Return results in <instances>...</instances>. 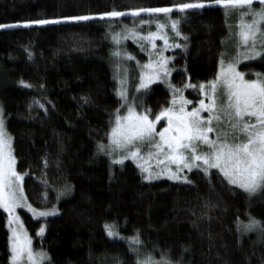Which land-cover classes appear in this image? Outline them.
<instances>
[{"label":"trees","instance_id":"obj_1","mask_svg":"<svg viewBox=\"0 0 264 264\" xmlns=\"http://www.w3.org/2000/svg\"><path fill=\"white\" fill-rule=\"evenodd\" d=\"M182 2L192 0H0V24ZM179 15L173 12V18ZM119 23L129 26L133 20L119 18L114 29ZM111 24L95 19L0 29V106L13 138L17 170L29 173L25 195L36 209L59 208L58 215L38 220L21 211L33 246L48 253L50 264H136L124 240L106 236L104 224L114 222L124 237L138 231L144 251L156 259L164 251L182 264H264V237L259 232L238 235L235 227L237 216L244 222L249 215L264 221V194L251 198L238 189L229 191L215 170L211 193L208 178L197 170L188 175L192 184L167 179L149 183L132 162L113 166L110 173L108 160L96 154V142H107L109 114L119 107L106 41ZM181 31L189 37L188 49L173 51L171 82L182 88L189 77L192 83L212 79L229 34L224 9L213 5L188 10ZM26 46L34 52L31 61ZM239 69L254 79V72L264 73V63L246 62ZM20 79L36 87L23 88ZM40 84L45 85L43 91ZM151 87L145 102L138 104L141 110L150 107L154 118L171 96L161 83ZM82 95L91 97V105L80 107ZM34 96L51 101L46 103L47 116L28 108ZM45 155L50 162L46 169ZM45 176L47 187L41 183ZM65 185L72 191L57 202L56 194ZM208 199L215 207L205 210L202 205ZM205 211L208 215L201 219ZM41 224L45 232L38 237ZM8 258L6 215L0 210V264H8Z\"/></svg>","mask_w":264,"mask_h":264},{"label":"snow or ice","instance_id":"obj_2","mask_svg":"<svg viewBox=\"0 0 264 264\" xmlns=\"http://www.w3.org/2000/svg\"><path fill=\"white\" fill-rule=\"evenodd\" d=\"M256 3L259 4L258 8ZM213 5L223 8L226 16L233 11L239 14L234 33L236 54L226 58L229 53H220L217 71L212 79L192 83L189 77L182 88L177 87L169 79L175 70L172 64L175 56L165 55V52L176 49L187 52L189 37L181 31V24L186 22L187 11L202 10ZM174 11L180 14L176 18H173ZM144 15L148 18L145 19ZM161 16L165 18L164 21L160 19ZM124 17H131L133 25L124 26L120 31H110L107 37L112 45L110 57L114 93L119 107L109 114L108 131L105 133L107 143H104L103 138L96 142V154L108 158L110 173L113 166L123 168L126 161H132L139 169L143 181L150 183L166 178L169 181L192 184L193 181L186 173L196 169L208 178L211 193L215 191L212 185V170H215L219 182L226 185L229 191L238 189L248 197L264 192V73L254 72L255 78L249 79L237 67L243 61L259 60L264 63V0H192L126 11L113 9L95 14L0 24V29L95 19L115 22ZM153 22L156 26L154 31L151 27L146 32L141 30L144 25L151 26ZM128 40L133 41L146 55V61L141 63L128 52L125 45ZM157 41H162V46ZM24 51L27 58L33 60V50L26 46ZM133 60L136 61L138 77L129 63ZM184 71L187 73V67ZM133 80L138 82L135 83V93L130 94L129 87ZM157 82L166 83L171 99L153 118L150 107L138 110L136 102L140 100L143 104L144 97L151 93V86ZM18 84L26 89L36 87L23 79ZM39 88L43 91L45 85L40 84ZM188 88L197 91L201 97L190 109L188 105H192L193 101L184 95V90ZM79 99L81 108L92 103L89 95H82ZM46 103H51L47 97L42 99L34 96L28 108L42 110L47 116L49 110ZM162 121L166 123L158 129L157 125ZM145 148L148 149L147 152ZM13 151V138L6 130L5 112L0 106V210L7 214L9 264H50L48 253L43 248L37 250L33 246V239L25 229L17 209H26L34 219H39L58 215L59 208L53 205L51 208L38 210L29 203L24 189V179L29 173L17 170ZM49 163L47 155L42 157L44 169ZM41 183L47 187L46 176ZM71 191L72 186L65 185L56 194L57 202ZM47 197L48 193L45 192V202ZM202 207L207 210L215 207V204L208 199ZM206 215L207 211L200 218ZM235 227L238 235L259 232L264 237V221L250 215L247 222L237 216ZM104 231L108 238L127 243L129 251L136 256V264H182V259L173 261L170 254L164 251L159 259L152 252H145L138 231L132 236L124 237L114 222H106ZM44 232L45 225L41 224L36 235L43 237Z\"/></svg>","mask_w":264,"mask_h":264},{"label":"rangeland","instance_id":"obj_3","mask_svg":"<svg viewBox=\"0 0 264 264\" xmlns=\"http://www.w3.org/2000/svg\"><path fill=\"white\" fill-rule=\"evenodd\" d=\"M254 2H255V0H254ZM257 8L259 7V4L258 3H256V5H255ZM225 11V10H224ZM144 18L145 19H147L148 17L147 16H145L144 15ZM160 19L162 20V21H164L165 20V18L163 17V16H161L160 17ZM227 19H228V25H229V34H228V37H227V39H226V41H225V44H224V50H223V52H227V53H229V56L228 57H226V58H230L231 56H234L235 54H236V38H235V35H234V33L236 32V25H237V22H238V19H239V14H238V12H235V11H233V12H231V13H229L228 15H227ZM248 19H250V17L248 18ZM109 22H111V21H109ZM112 24H111V30H109L108 32H107V36H106V41H107V43L109 44V46L112 48V45H111V43H110V39H108L107 37L109 36V33H110V31H120L124 26H128V25H124V24H117L116 25V27H115V29H114V25H115V22H111ZM138 23V22H137ZM133 25V24H132ZM132 25H129L128 27H131ZM149 27H151V30H155V22H153L152 23V25L151 26H149V25H144L143 27H142V31H148L149 30ZM169 30V32H170V29H168ZM171 34V33H170ZM181 43L183 42V41H180ZM157 44L158 45H160V46H162V41H157ZM125 45H126V47H127V50H128V52H130V53H132L137 59H139L140 61H141V63H143L144 61H146V59H147V57H146V55L143 53V52H141L140 51V49L137 47V45L135 44V43H133V41H131V40H128V41H125ZM177 50V49H176ZM173 51L174 50H169V51H166L165 52V55H170V56H173ZM111 58V57H110ZM246 62H249V61H243V62H241L237 67H238V70L240 71V69H239V66L241 65V64H243V63H246ZM130 63V66H131V69H132V71L135 73V75L138 77V69L136 68V61L135 60H133V61H131V62H129ZM111 64H112V61H111ZM242 72V71H241ZM170 79V78H169ZM138 82V80H133V82L131 83V85H130V87H129V92H130V94L131 93H135V83H137ZM157 83H160V82H157ZM161 84H163L166 88H168L167 87V85H166V83H161ZM169 90V89H168ZM170 91V90H169ZM186 92H190L191 94H192V96H190V95H187L186 96ZM184 95L186 96V98L187 99H189V100H191V101H193V104L192 105H188V108L190 109L191 107H193L195 104H196V102L199 100V99H201V97L199 96V94H198V92L197 91H194L193 89H191V88H188V89H185L184 90ZM131 98V97H130ZM171 99V98H170ZM138 102H139V100H137V102H136V104H137V108H138V110H141L140 108H139V104H138ZM124 111H126V109L124 110ZM203 115H207V113H203ZM164 123H166V122H164V121H162L161 123H159L158 125H157V128L159 129L160 127H162L163 125H164ZM107 143V142H106ZM147 150L148 149H146L145 148V152H147ZM101 156H103V157H105L107 160H108V158L106 157V156H104V155H101ZM108 162H109V160H108ZM130 162H132V161H130ZM133 163V162H132ZM134 164V163H133ZM135 165V164H134ZM116 166H119V165H116ZM136 167V166H135ZM194 170H196V169H194ZM193 170V171H194ZM138 171H139V169H138ZM198 171V170H197ZM139 173H140V171H139ZM187 175H189V173H186ZM141 175V174H140ZM166 179V178H165ZM162 180V179H161ZM155 181H157V180H155ZM146 182V181H145ZM172 182H174V181H172ZM177 183H181V182H177ZM181 184H184V183H181ZM262 194H264V192H258V193H256V194H254L252 197H258V196H260V195H262ZM26 196V195H25ZM251 197V198H252ZM39 210V209H38ZM21 211H23V212H26V213H28L30 216H31V218L32 219H34L33 217H32V214L31 213H29V212H27V210L26 209H17V213L21 216ZM5 215H6V217H7V214L5 213ZM48 218V217H47ZM21 219H22V217H21ZM39 219H46V218H39ZM34 220H38V219H34ZM22 221H23V219H22ZM24 223V222H23ZM24 227H25V224H24ZM25 229H26V227H25ZM6 230H7V234L9 235V233H8V229H7V227H6ZM28 232V231H27ZM9 250V249H8ZM142 255H143V253H142ZM8 264H9V259H8Z\"/></svg>","mask_w":264,"mask_h":264}]
</instances>
